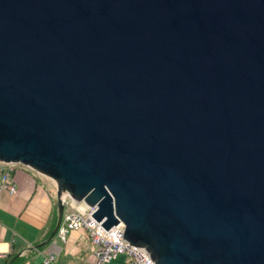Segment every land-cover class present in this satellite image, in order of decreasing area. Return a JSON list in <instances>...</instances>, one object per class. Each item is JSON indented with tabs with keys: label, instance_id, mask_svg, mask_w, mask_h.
I'll list each match as a JSON object with an SVG mask.
<instances>
[{
	"label": "water",
	"instance_id": "water-1",
	"mask_svg": "<svg viewBox=\"0 0 264 264\" xmlns=\"http://www.w3.org/2000/svg\"><path fill=\"white\" fill-rule=\"evenodd\" d=\"M0 161L155 264H264V0H0Z\"/></svg>",
	"mask_w": 264,
	"mask_h": 264
},
{
	"label": "crops",
	"instance_id": "crops-1",
	"mask_svg": "<svg viewBox=\"0 0 264 264\" xmlns=\"http://www.w3.org/2000/svg\"><path fill=\"white\" fill-rule=\"evenodd\" d=\"M14 179L16 192L0 193V250L15 249L19 256L31 251L16 264H95L89 238L82 228L70 230L64 241L55 234L40 249L34 247L46 233L56 209L55 184L22 165L17 166ZM50 252H54L53 263L44 259ZM5 258L0 256V264L5 263ZM107 264H126V256L120 254Z\"/></svg>",
	"mask_w": 264,
	"mask_h": 264
},
{
	"label": "built area",
	"instance_id": "built-area-1",
	"mask_svg": "<svg viewBox=\"0 0 264 264\" xmlns=\"http://www.w3.org/2000/svg\"><path fill=\"white\" fill-rule=\"evenodd\" d=\"M20 164L16 162L0 161V193L5 191L9 194L16 192L14 172ZM64 209L56 235L64 241L68 232L72 229L82 228L89 238L95 264H107L120 254L126 256V264H155L149 253L137 245H132L121 237L124 224L119 221L109 229H104L100 222L91 216L92 206L86 209L81 207L68 193H63ZM11 248L0 250V256L6 257ZM46 262L54 260V252L44 256Z\"/></svg>",
	"mask_w": 264,
	"mask_h": 264
},
{
	"label": "trees",
	"instance_id": "trees-1",
	"mask_svg": "<svg viewBox=\"0 0 264 264\" xmlns=\"http://www.w3.org/2000/svg\"><path fill=\"white\" fill-rule=\"evenodd\" d=\"M55 222H56V209H54L53 211V216L48 224L46 233H44L43 237L39 240V242H37L34 245V247H36L37 249H40L45 243H47L50 239H52L50 235L54 228ZM18 252L19 251L12 249V251L6 256L4 264H16L20 262L21 260L25 259L27 255L31 254L30 250L23 256H19Z\"/></svg>",
	"mask_w": 264,
	"mask_h": 264
}]
</instances>
